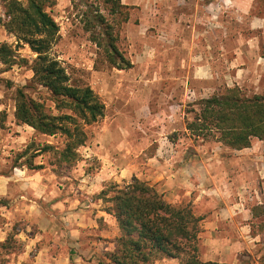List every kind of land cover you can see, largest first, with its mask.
I'll list each match as a JSON object with an SVG mask.
<instances>
[{"label":"rangeland","instance_id":"1","mask_svg":"<svg viewBox=\"0 0 264 264\" xmlns=\"http://www.w3.org/2000/svg\"><path fill=\"white\" fill-rule=\"evenodd\" d=\"M102 1L49 0L47 7L59 28L50 55L70 81L89 85L104 104L103 115L84 125L87 139L69 163L57 154L65 146L64 134H42L14 116L17 89L42 103L46 112L60 111L50 92L32 81L35 54L5 30L0 2V42L14 50L12 65L0 62V264L108 262L106 254L120 230L105 211L111 203L99 196H111L114 185L123 186L132 177L154 186L169 203L189 204L195 215L204 209L203 215L210 216L206 210L220 204L211 187L204 194L210 206H195L194 182L205 180L199 174L207 170L217 181L221 163H247L252 168L246 172L259 183L254 201H263V172L257 171L264 163L262 140L253 138L255 153L243 154L214 138L191 135L185 125L200 99L227 87L236 85L247 95L264 93V0H120L126 21L104 13L115 23V44L131 64L122 69L100 55L83 28V11L96 6L103 11ZM46 144L52 149L44 150ZM177 168L188 172L189 184L181 176L170 188L166 172ZM249 197L251 231L264 232V206ZM10 232L15 242L1 247ZM205 236L198 240L201 261ZM261 237L260 243H250L248 253L259 255L264 264V233ZM245 253L239 255L240 264L250 262L242 257ZM184 257L151 264H182Z\"/></svg>","mask_w":264,"mask_h":264},{"label":"trees","instance_id":"2","mask_svg":"<svg viewBox=\"0 0 264 264\" xmlns=\"http://www.w3.org/2000/svg\"><path fill=\"white\" fill-rule=\"evenodd\" d=\"M0 2L5 30L14 33L35 54L30 64L32 81L50 92L55 108L60 111L55 115L46 112L42 103L27 98L17 89L14 116L17 122L42 134H64L67 140L64 148L57 152L58 159L72 162L77 157L78 147L87 139L84 125L103 115L104 104L89 85L70 81L64 67L50 55L59 28L47 11L49 0ZM102 3L103 11L98 6L83 11V28L106 61L119 69L129 67L130 62L115 44V23L107 18V15L120 16L126 21L125 5L120 0H103ZM13 58L11 46L0 42V62L10 66ZM63 110L68 113L61 112ZM185 128L191 135L204 140L214 138L234 150L250 147L253 138L264 142V93L247 95L235 85L202 98ZM43 148L50 150L52 146L46 144ZM26 166L32 168L30 161ZM111 193L109 197L99 198L111 203L105 211L113 214L120 235L106 254L108 262L104 264H151L156 259L181 256H185L182 264H209L199 258L202 217L195 215L189 204L169 203L154 186L137 177L123 186L114 185ZM12 242H15L14 233L10 232L1 247L9 248Z\"/></svg>","mask_w":264,"mask_h":264},{"label":"crops","instance_id":"3","mask_svg":"<svg viewBox=\"0 0 264 264\" xmlns=\"http://www.w3.org/2000/svg\"><path fill=\"white\" fill-rule=\"evenodd\" d=\"M255 150V146L251 143L250 147L235 151L244 152L243 154H253ZM227 164L228 163H221V169L219 170L220 174H217L219 180L215 181L209 171L203 170V174L201 173L199 175H203L205 180L202 182L196 180L193 185L197 190L196 194L194 193L195 206H204V208H207L208 205L210 206L211 201H207L204 194H208L209 189L212 188L215 189L214 191L216 194L214 200L220 204L216 210H212L211 212L206 210L205 213H209L210 216L203 215L204 209L199 212V215L202 217L200 221L201 236L199 235V238L202 239L204 234L207 235L204 237L205 241L202 243L204 248V250L201 251L202 261L221 264H240L241 260L239 259V255H241L243 250H247V253L244 254L245 256L242 257L249 259V264H262L259 255L255 257L252 253V255L248 253L250 252V243H260L262 241L261 235L264 232L255 231L253 233L251 231L249 221L253 218V214L247 205L248 200L246 198L250 196L249 198H253V203L264 206V196L263 201H254V195H258L257 185L259 183L256 180L257 185H255L252 172H246L251 170L252 167L250 168V164H232V166ZM227 166L230 167L227 168ZM179 167H182V164H180ZM248 167L249 169H247ZM257 171L259 173L263 172L259 177L264 179V163L261 168L257 165ZM187 174L188 172L184 173L180 171L179 168H177V170H167L165 184L170 188H174V186L178 185L176 180L181 182L182 179H185V183L189 184V179L186 177ZM193 174H195V172L191 171L190 175L193 177L198 175ZM181 176H183L182 179L179 178ZM209 179H212V182L214 180V185L211 186V182L208 181ZM158 180L159 179H156L155 183ZM159 185L160 184H157V186ZM180 186L182 187V185ZM183 191V194L187 193L186 189ZM243 192L246 193V197L242 196ZM165 195L166 194H164V197H166ZM237 195H240V197L237 198ZM167 198L169 199V197ZM211 199L212 198H210V200Z\"/></svg>","mask_w":264,"mask_h":264}]
</instances>
